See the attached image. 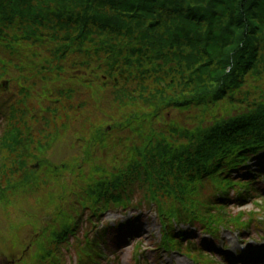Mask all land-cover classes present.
<instances>
[{
    "label": "trees",
    "instance_id": "1",
    "mask_svg": "<svg viewBox=\"0 0 264 264\" xmlns=\"http://www.w3.org/2000/svg\"><path fill=\"white\" fill-rule=\"evenodd\" d=\"M44 55L56 59L54 75L62 81L72 72L71 88H66L65 81L55 84L45 80L38 100L46 103L49 94L44 93L56 88L63 92L56 101L70 105L83 98L84 106H94L96 115L101 112L100 96L106 90L105 83L96 78L102 71L109 78L136 73L135 93L145 92V97H140L145 100L144 107L153 109L152 116L178 107L177 100L186 90L190 95L183 108L195 112L200 107L206 110L212 100L222 107L232 106L237 98L230 93L240 89L249 75L256 86L260 108L256 106L251 115H242L235 122L221 116L211 131L200 126L188 132L170 129L171 133L166 122L165 133L156 136L148 118L137 117L136 105H122L110 120L113 128L138 126L135 131H143L147 138L144 146L133 152L127 176L122 170L112 174L111 181L100 180L88 187L95 198L113 197L114 203L119 202L118 194L136 185L157 197L159 191L175 192L180 177L190 179L194 172H202V159L213 155V148L230 126L264 133V0H0V65L13 63L7 71L10 82L21 83L16 79L21 74L24 87L28 85L32 80L24 71ZM82 70L91 72L93 78L87 81L78 75ZM166 78L170 80L167 89L162 87ZM95 81L97 85H92ZM10 103L3 101L0 107H16ZM94 116L87 115L85 129L99 142L106 132L105 127L96 126L104 121L91 119ZM198 117L189 118L196 122ZM3 141L9 142L12 155L24 145V136L12 129L0 144ZM64 236L59 233L54 239Z\"/></svg>",
    "mask_w": 264,
    "mask_h": 264
},
{
    "label": "rangeland",
    "instance_id": "2",
    "mask_svg": "<svg viewBox=\"0 0 264 264\" xmlns=\"http://www.w3.org/2000/svg\"><path fill=\"white\" fill-rule=\"evenodd\" d=\"M97 37L99 36H95L94 38L97 39ZM76 58L77 56L73 57L74 60H76ZM12 68L13 63L11 64L8 62L7 64V62H3L0 65V78L2 77V79H0V96L3 95L1 94L2 82H8V72L12 70ZM31 71L35 76L34 81H40L42 78V71L39 66L34 65ZM16 79H20L22 82L21 74H19ZM69 79V77H64V80L68 82H70ZM27 82L28 85L32 86L31 82ZM28 85L25 86L26 89H28ZM21 86L22 84L18 86V93L15 92L17 94L16 98L19 101L25 98L23 94L19 93ZM183 92L186 95L178 94L184 95L181 100H177L179 105L176 108L180 109H173L172 114L169 115H171L174 121H179L184 124V126L193 125V120L187 117L191 112H188V110L185 111L186 109L183 108L184 102H186L190 94L187 93L188 90ZM144 93L145 92H143V94H136L135 89L128 92L112 93L110 99L111 103L108 107L103 109V114L91 118H100L104 121L97 125L96 128H104L110 125V127H112L113 122H110L112 116L116 114L122 105L125 106L129 103L136 105L134 111L138 113L137 117L140 119L151 117L153 109L151 106L144 107L143 102L145 100L140 97L141 95L144 96ZM6 94L10 96L9 89ZM53 95L54 92H50L48 96L50 97ZM168 95H172V93ZM35 98H38L37 94L27 97V102H32V99L35 100ZM165 100H169L168 97H166ZM77 105L78 103L75 104V106ZM44 107L46 108L47 104H45ZM215 111L216 107L212 109L214 114ZM86 112L88 115L90 113L89 109H87ZM207 113L208 109L204 115L205 120L212 118L211 113ZM198 115H200V113L197 111L196 116ZM75 120L77 124L74 127L73 121ZM3 122L1 134H3L5 130L8 131V129H18L22 131L24 136V145L22 148L17 149L15 154L10 155V148L7 145L9 142L4 144L5 139L0 144V199L4 197L5 201L8 202V204L6 202H1L0 213L5 220V227L9 225L6 232L0 238V257H3L5 261L20 258L22 256V249L24 250L26 245L30 244L32 241H37L38 243L34 254L42 255L41 250L46 243H44V240H37V237H39V228L42 229L41 232H48L47 234L45 233L48 239L51 238V234L54 231L52 226L48 225V222L51 221L47 218L55 211V204H51L50 199L52 193L55 192L56 198L60 201H58L57 205L59 208H62L64 204H61V198H67L69 195L74 197L75 194L73 191H75V189L81 192V188L84 186L82 182H90L92 179H98L100 175L111 176L114 170H120L129 166L132 159L135 158V153H133L132 149H134V147L140 148L143 144L141 140L145 142L147 138L146 133L144 134L143 131H135V128L138 126H134V129L131 128L132 126H129L127 127L129 129L123 133L115 132L114 130L110 132V127H108L106 131L104 130L106 133L98 140L99 149H96L94 143H97V141L94 140L92 133H89L85 129L84 117L81 114L67 110L61 111L58 116L54 115L48 122L49 125L46 131L37 132L34 136H31L32 132L28 130L35 127L36 123L32 121V115L26 109L18 114L14 123L12 120L7 119ZM120 122L121 121H119V123ZM135 124L140 126L139 123ZM26 131L29 132L31 136L30 139L29 136H25ZM131 135H133V137ZM7 136H9V134ZM84 139L87 140V142H85ZM45 145H47V147H43ZM90 155H92L94 160H90ZM87 162H89V164H86ZM83 163H85L86 166L83 165ZM35 165H38V170H33L32 167ZM108 165H110V167H108ZM8 181H11L9 189H3V187L7 186ZM34 185L36 186L35 191L27 190L29 187V189H31ZM90 194L89 192V195ZM29 203L37 208L35 214L39 216L38 219L34 217L30 223L21 216L22 213L17 212L19 206L21 207L23 204ZM73 208L75 207L73 206ZM116 216L117 215H113L109 212L106 213L103 218L105 221H114ZM4 223L0 218V226L3 227ZM46 227L49 229H45ZM227 237L230 236L227 235ZM129 254V248L120 250V259L114 264H129ZM27 259H30L29 261L27 260L28 264H34L36 262L35 257H32V255H29Z\"/></svg>",
    "mask_w": 264,
    "mask_h": 264
}]
</instances>
